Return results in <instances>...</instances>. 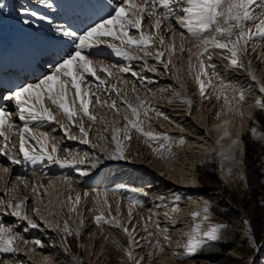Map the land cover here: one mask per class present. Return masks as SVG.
I'll use <instances>...</instances> for the list:
<instances>
[{
    "label": "snow or ice",
    "instance_id": "1",
    "mask_svg": "<svg viewBox=\"0 0 264 264\" xmlns=\"http://www.w3.org/2000/svg\"><path fill=\"white\" fill-rule=\"evenodd\" d=\"M39 4L52 7L49 0H39ZM107 7V5H106ZM19 14L22 16L38 17L39 12L30 8L21 7ZM40 19L47 17L39 16ZM148 19L151 24L144 28V21ZM181 31V42L179 48L175 41L174 23ZM24 23H29L25 20ZM167 28L164 29V25ZM61 37L70 38L71 50L64 56L56 60L51 70L47 74H42L34 82L24 83L10 91L6 96H0V101H11L16 106L17 117L22 121V127L15 129L13 124V114L5 106H0V155L7 156V159L14 164L22 162H50L61 167L73 168L80 176H88L89 170L78 167L89 159L88 153L73 154L65 148V155L60 152V141L48 131L42 130L48 124H59L64 136L68 140L79 141L81 144H89L90 126L86 127L85 121L95 122L97 117L90 111L93 101L100 107H108L119 115L123 106L124 115L113 126L111 143L114 148L111 152L105 150V156L111 160H126L127 142L132 139V132L138 133L144 138V142L153 147V152L158 156H163L167 152L173 155L171 142L173 138L167 133H156L146 131L145 121H150V112H155L157 116L168 120L165 114L155 109L151 102L142 99L133 85L131 92L133 99L129 100L128 91L120 87L127 84L124 74H130L141 83V87H147L149 78L133 70L131 63L116 68L115 65H105L101 61H94L91 58V50L101 45L106 46L116 57L124 58L126 61H141L142 70L159 74L161 66L165 72L170 67L175 68L173 57L188 52L189 74L198 86L199 94L203 99H211L206 95L207 89L212 88L216 93V99L223 98L224 108L228 112H235L243 116L241 105L245 102L247 91L237 88L231 82H226L220 77L216 70V64L212 63L213 53H217L223 60L227 61V67L243 69L245 64L243 58L251 52H255L257 42L264 44V0H119L115 7H110L107 16L101 17L98 22H94L82 32H77L71 27L57 28ZM165 31L170 34L171 43H166ZM185 32L192 40L196 41V52L186 49L184 46ZM149 59L155 63L149 65ZM195 60V63L193 62ZM248 71L250 78L258 86L260 94H264V83L251 70V61H248ZM213 79L219 81L218 85H213ZM150 91V89H147ZM164 91V90H161ZM231 93V95H229ZM115 95L116 99H111ZM178 98L186 102L189 107L192 101L188 97ZM107 97L102 99L101 97ZM171 102V101H169ZM250 108L264 110V99L258 97L254 103L248 105ZM224 109H222L223 112ZM57 113L64 117L65 122L61 123L57 119ZM221 113H217L216 118H220ZM228 121L223 125H217L221 130L215 147L212 149L217 157L219 170L224 173L225 178L233 176L240 180H246L241 172L243 147L239 137L231 139V132L228 128ZM149 127L151 125L149 124ZM76 129L79 135H73ZM55 131V129H53ZM250 134L257 140L264 141V133H259L253 127ZM13 136L19 138V148L16 154H9V143ZM231 139L230 144L225 147L222 141ZM179 144L185 143L181 138ZM93 144V147H98ZM240 153V155H237ZM100 162L96 157L91 167L94 169ZM8 171L7 168L4 169ZM67 179V178H66ZM71 182L69 181V187ZM39 187L43 188V185ZM33 191H36L34 188ZM45 194L47 191L45 189ZM89 195L84 193V197ZM146 195V194H145ZM82 197L77 193L74 197H67L69 213H76L81 204ZM158 199L164 200L161 196ZM181 197L174 195L175 201H180ZM95 211L98 213L93 217L94 223L103 228L105 225L122 229L128 237V245L125 248V255L130 264H142L143 257L139 259L134 255L137 247H142L140 240H148L155 234L148 230L145 222L144 231L147 237L136 239V224L132 223V206L140 204L138 200L130 201L127 221L120 219L121 211L117 203L115 214L107 198V192L96 193L94 197ZM178 205L165 213L166 219L172 220L170 213L179 212ZM89 211H92L90 209ZM33 215L39 216L40 209L32 208ZM107 212V215L105 214ZM12 216L21 221H26L30 228H37L29 216L28 198L16 200L15 197L7 201L0 200V253H17L22 249L18 243H22L24 251L29 245L43 247L41 240H28L20 231L3 222V216ZM52 215H55L52 213ZM151 217H149V220ZM192 224L184 232V242L179 245L183 249V255L191 257L197 254L209 242L217 241L225 225L212 224L210 216V205L207 201L201 210L191 213ZM173 225L175 221L172 220ZM84 219L80 218V226L83 227ZM131 225V227H129ZM29 227H25L23 232H28ZM156 228L160 226L157 223ZM55 229L62 233L61 241L64 251H68L67 237L76 235L79 237L80 231L71 229L67 220L58 221ZM165 241L170 242L171 237L167 235L168 229L160 230ZM255 249V240H251ZM155 247L163 251L159 239ZM33 251L35 248L32 249ZM151 255V253H149ZM254 264V260H250Z\"/></svg>",
    "mask_w": 264,
    "mask_h": 264
},
{
    "label": "bare ground",
    "instance_id": "2",
    "mask_svg": "<svg viewBox=\"0 0 264 264\" xmlns=\"http://www.w3.org/2000/svg\"><path fill=\"white\" fill-rule=\"evenodd\" d=\"M118 2L119 0H49V3L52 4V7L49 8L46 5L39 4V0H0V65H2V58H7V56L11 54V49H22V51L27 52L26 57L31 61V63H27L26 65L17 64V67L14 69L16 74L15 76H11L10 79L18 82L19 85L34 82L42 74H47L51 70L53 63L71 50V48L66 46L69 43L68 41L70 38L61 37L59 32L56 31L57 28L71 27L77 32H82L94 22H98L101 17L107 16L109 8L115 7ZM21 7L36 10L39 12V16L47 17V19L42 20L39 16H22L19 14V9ZM25 20L29 21V23H24ZM173 23L175 41L177 48H179L182 29H180L179 26H176L175 22ZM150 24L151 21L146 19L144 21V28L147 29ZM166 28L167 24L164 25V29ZM164 34L166 43H171L170 34L166 31ZM45 37H47L48 40L50 39V42L52 41L51 45L46 44ZM61 42H65L66 45ZM183 42L186 49L190 48L193 52L197 51L195 47L196 41L192 40L186 32ZM52 43H55V45L53 46ZM218 52L219 50H217V53ZM91 53V58L94 61H101L105 65H115L116 68L131 63L133 70L140 72L141 75L146 73V71L142 70L141 61L129 62L124 58L116 57L106 46L101 45L94 48L91 50ZM217 53H213L212 63L216 64V70L220 73V77H222L224 81L231 82L232 85L240 88L239 82L236 81V79H233L232 76H229L230 67L226 66L227 61L223 60ZM188 57L189 54L187 51H185L182 55L178 54L173 57L175 68L170 67L168 72H165L161 66L157 65L159 68V74L151 72L144 74V76L149 78V81L154 83L153 85L151 84V86L147 84V89H150V91H148L145 87V89H139L135 83L132 84L134 81L130 80L137 79L132 77L130 74H124V79L127 80L128 83L122 84L120 87L128 91L127 98L132 100L133 94L131 89L133 85H135L137 94L142 99L149 100L152 106L161 113L165 111L163 110L161 104H170L173 101H182L177 97V93L180 94V97L190 98L192 103H195L194 98L197 97L196 99L198 100V104L195 118L198 120L200 128L203 132H205V137H209V143L203 144V153H188L184 148L179 149L177 145L178 140H176L175 148L180 151L181 155L178 157V163L176 165H168L161 160L165 158L164 154L161 157L153 152L152 149L157 146L156 144L149 146V144L144 142L143 137L133 131L131 134L132 139L127 142L126 156L128 159H108L105 156V150L111 152L114 148V145L111 143L113 126L116 121H119L124 115L122 105H118L121 108V111L119 115H116L108 107H100L93 101L90 111H92L94 115H98V113L101 115L98 121L96 120V123L85 121L86 127L90 126L88 138L91 143L89 144H81L78 140H68L64 136L63 131L60 129L59 124H48L43 126L42 130L52 133L60 141V156L63 157L65 155V148L69 149L73 154H82L85 152L89 154V159L85 162V164L78 165V167L83 169H87L90 165V169L88 168L89 175L80 176L73 168L61 167L47 161L36 162L35 164L30 162L14 164L7 159V156L0 155V200L7 201L13 197H15L16 200H20L27 197L29 216L35 223L38 224V227L30 228L26 221H21L10 215L3 216V222L7 225L13 226L14 230L20 231L26 239H38L41 240L44 245L43 247L29 245L28 250L24 251L23 249L25 246L22 243H18V247L22 250L17 253H0V264H60L61 259H64L66 254L74 258L75 264H93V261H90L89 259V261H86L75 254L70 245L69 236L67 237L68 251H64V245L61 241L62 233L55 229V225L58 221L67 220L71 229L73 231L79 229L81 234V232L85 229L86 220H92V224H94L92 215L95 216L98 214L95 211L96 205L94 204V197L97 192L101 194L107 192V198L112 206L113 214H115V208L118 203L121 211L120 219L122 221H127L130 198L127 197L124 199L123 197V200L121 199V190L124 188L123 183L118 184L114 188H108L107 186H92V188L90 187L85 189L81 182L91 184L90 182L93 180L103 181L106 177V173L111 172V169L114 171L120 169L115 167L116 165L120 166L122 164L125 167L127 166L126 164H128L132 166L130 169H132L133 166L136 167L131 162L135 155H137V157L140 156V152H138V149L135 147L136 145L139 147L142 145L146 148L145 150L147 153L145 155L148 156L147 158L152 159L151 163L149 162L148 165L154 166L158 174H148L147 172L150 170L148 169L147 172L142 173L138 178L131 175L129 178L131 177L133 181H130L131 178L128 179V183H125L128 185L126 188L130 191V194H132V198L134 199L140 198L144 201V203L148 200H152V203H159L157 205L152 204V207H148L149 209H146L145 211L132 206V214H134V212H139L137 216L140 217L143 224L145 220L149 221L152 228H154V231L157 233L156 236L159 241L164 244L165 248L167 247L166 254L160 258L158 264H174L177 262L176 256L178 253L183 252V249L180 246V249L178 250L176 247L173 248L174 245H178V242L172 241L174 237L172 234L170 235V233L167 232V235L171 237L170 242L163 239V235L160 230L164 229V226L159 225L160 228H156V224L160 219L158 215V207L162 204V206H164V209L160 210L159 214L169 212V209L166 210L165 208V201L158 198L161 196L172 197L174 195L159 192L160 190L151 191L149 187L153 185V179L149 181L146 186L142 185L141 180L147 178L150 179V176H152L151 178L156 177V179L159 180L163 179L162 176L167 174L170 178L181 181L183 184L185 183L190 186H195V184L199 185L194 191L195 194H192V197L186 199L183 209L179 212L180 218L182 220L184 219V221L186 220L185 223H187L183 227L185 229L182 231V234L178 236V238L181 239L179 241L182 244L184 242V232H186L188 226L192 224L191 213L201 210L205 202V200L198 197L196 193L198 192V189H205L208 187V182L205 181L207 164L203 163V161L212 154V149L216 146L215 142L221 131L218 130L216 126L223 125L224 121L229 122L227 126L231 132V139L239 137L242 141L243 161L244 157L249 158L248 147L251 143L250 129L255 127L259 133H264V130L258 126V120L264 124V111L257 113V108H250L248 106L249 104L254 103L258 97L264 99V94L259 93L258 86L251 80L248 71V61L250 60L251 70L259 78L260 82L264 83V44L257 42L256 51L251 52V49H249V54L245 55L243 58L245 68H236V70L247 76L246 79H248L249 83L251 82L254 84V87H252V93L247 92L248 94L251 93V95L246 94L245 102L240 106L243 116L238 115L235 112H228L227 109L224 108L223 98L217 100L216 93L212 88L207 89L206 95L211 96V99L209 100H211L210 102H214L213 105L211 104L210 107H208V105L206 106L203 104V102L208 99H203L200 96L198 86L189 74V66L187 63ZM193 62L195 63V60H193ZM148 63L151 65L155 63V61L149 59ZM34 69L36 70L33 71ZM212 83L215 86L218 85L219 81L217 79H213ZM14 89L15 88L13 87L10 89L5 88L4 91L9 93ZM229 95H231V93H229ZM101 98L105 99L107 97L102 96ZM111 99H116L115 95H113ZM186 105L189 110L191 107H189L187 103ZM0 106H5L12 112V122L15 125L14 130H18L22 127L23 122L18 119L16 106L13 102H2L0 103ZM222 109H224L223 112ZM152 113L155 114V112H150V114ZM217 113H221L219 119L216 118ZM57 119L61 123L65 122L64 117L59 113H57ZM157 119L162 121L163 117L160 119L157 117ZM148 122L149 121H145L147 124ZM171 126H177V128L179 127L178 124ZM53 129H55V131H53ZM72 134L79 135L76 129H73ZM231 139L226 138L222 141L225 147L230 144ZM2 142V138H0V144H2ZM97 142H99L100 146L93 147V144H97ZM131 146L132 148H130ZM18 148L19 138L18 136H13L9 143V154H16ZM237 155H240V153H237ZM96 157L100 158V162L93 169L91 165ZM198 162H202L203 164L198 166ZM111 165L113 167H111ZM244 166L245 165L243 163L240 170L246 177ZM5 168L8 169L7 172L4 171ZM132 170L129 172L125 171V173L129 175L132 172H136L135 175H139L136 169ZM69 181L71 182L70 187ZM40 185H43L44 187L41 188L39 187ZM216 187L217 190H219V193H221L220 196L222 199L227 202V205L234 206L235 204H240L239 206L243 207L246 204L243 197L238 198L233 194L230 195L229 193H224L223 188L219 185ZM262 187V196L264 199V186ZM34 188L36 191H33ZM45 189L47 194H45ZM85 192L89 193L87 197H84ZM77 193L84 197L81 204L77 208V212L80 214L79 216L76 213H69L67 206V197L69 195L74 197ZM32 208H39L40 215H33L31 212ZM90 209H92V211H89ZM52 213L55 215H52ZM240 213L247 220L251 219V215L248 210L242 208ZM105 214L107 215V212ZM81 217L84 219L83 227L80 226ZM149 217H151L150 220ZM210 222L212 224H216L213 220ZM25 227H29L28 232H23L22 229ZM94 227L102 233L99 237L100 241L98 249L95 251V258L98 259V257L100 258L101 256L107 257L109 255L108 250L110 247L113 249L121 247L123 252L122 256H126L125 248L127 245L123 244V239L126 238L128 241V237L122 229L109 226V231H107L105 228L98 227L97 225H94ZM129 227H131V225H129ZM95 233H97V231L93 232V235H95ZM87 238L90 239L91 243L94 241V238H91V236H86V239ZM33 248H35L34 251L32 250Z\"/></svg>",
    "mask_w": 264,
    "mask_h": 264
},
{
    "label": "rangeland",
    "instance_id": "3",
    "mask_svg": "<svg viewBox=\"0 0 264 264\" xmlns=\"http://www.w3.org/2000/svg\"><path fill=\"white\" fill-rule=\"evenodd\" d=\"M237 71L238 70H236V68H230L229 76H232L233 79H236V81L239 82L240 88L245 90L248 88L246 91L252 93V87H254V84L251 82L249 83L248 79H246L247 76L243 75L244 73ZM146 73H143V75ZM130 81H134L132 84L135 83L139 89H145L144 87H141L140 81ZM149 82L147 83L149 86L154 84ZM251 93L247 95H251ZM196 98L197 97L194 98L195 103H192L189 110L187 109L186 102L184 101H173L170 104H161L163 110H165L163 114L169 117V119H162V121H159L157 117L160 119L162 118L161 116L149 113L150 121L148 124L144 123L143 125L146 131L151 130L156 133H167L173 138L171 142L173 155L169 156L167 152H164L165 158L161 159L168 165H176L178 163V157L181 155L180 151L176 150L175 148L176 140L179 141L181 138L184 139L185 143H177V145L179 149L184 148L188 153L191 152L201 154L203 153V144L209 143V137H205V132H203V130L200 128V124L195 118L198 104V100ZM210 101L211 100L208 99L204 101L203 104L210 107V105H213L214 103ZM263 111L264 110L258 109L257 113ZM100 115L101 114L99 113L98 115L95 114L97 121ZM97 121H95V123ZM149 124L151 127H149ZM175 124H178L179 127L177 128V126H171ZM258 126L264 130V124L259 120ZM135 147L138 149V152H140V156L137 157V155H135L131 162L136 166H133L132 169L137 170L139 173L138 176L135 175L136 172H132L129 175L125 173V171L129 172L132 170L130 169V167H132L131 165L126 164L127 166L125 167L122 164L120 166L116 165L115 167L120 169L117 171L111 169V172L106 173L105 179H101L103 181L93 180L90 182L91 184H88L87 182H81V184L84 185L83 187L85 189L90 187L92 188V186H107L108 188H114L118 184L123 183L124 188L121 190L122 200L123 197L124 199L128 197L130 198V201H140V204L135 207L140 208L142 211L151 208L152 204L157 205L159 202L152 203V200H148L144 203V201H142L140 198H132V194H130V191H128L126 188L128 185L125 183H128V179L131 178H129V176L131 175L138 178L142 173L147 172L148 169H150L147 172L148 174H158L154 166L148 165L149 162L151 163L152 159L147 158L148 156L145 155L147 153L145 150L146 148L142 145L140 147L136 145ZM130 148H132V146ZM248 148L249 158L244 157V171L246 173V180H240L237 177H232L231 179L225 178L224 173L219 170L218 160L215 154L212 152L211 155L208 157L206 156L207 158L203 161V163L207 164L205 181L208 182V187L205 189H198L196 194L198 197H201L209 203L211 220H213L216 224H222L226 227L222 229L220 238L217 241L209 242L194 256L186 257L183 255V252L178 253L176 256L177 262L174 264H250V260H254V264H264V199L262 196V186H264V141L257 140L251 136V143ZM203 163L198 162L197 164L200 166ZM89 167L90 165L87 167V169ZM111 167L113 166L111 165ZM151 177L152 176H150V179L147 178L148 180H141L142 185L146 186L148 182L153 179V185L149 187L151 191L160 190L159 192L168 193L170 195H178L181 197L180 201L178 202L174 200V196L165 197L164 205L166 210L169 209V212L171 208L176 207L177 205L180 209V212L186 203V199L192 197V194H195V189H197L199 186L197 184H195V186H190L185 183L183 184L181 181L170 178L167 176V174L162 176L163 179L159 180H157L156 177ZM130 181H133V179L131 178ZM217 185L223 188L224 193L226 192L230 195L233 194L238 198L243 197L246 201V204L243 207H240V204H235L234 206L227 205V202L224 201L220 196L221 193H219V190H217ZM162 205L158 207V215L160 217V219L158 218V224L160 223L159 225L167 228L168 233L174 236L172 241H177L178 245H174L173 248L176 247L178 250L180 249L179 245H181V242L179 241L181 239H179L178 236L181 235L182 231L185 229L183 227L187 224L185 223L186 220L184 221V219L182 220L180 218L179 212L170 213L172 220L175 221V225H173L172 220L166 219L165 214H159L160 210L164 209V206ZM242 208L250 212V220L244 218V216L240 213ZM138 213L139 212H134V214H132V223L135 222L134 224L137 226L136 239L140 240V237L148 236V233L144 231L145 222H147L148 230L155 235L149 238L151 239V243H148V240H140V244L143 246L135 248L134 255L137 259L140 257L144 258L142 264H158L160 258L166 254L167 247L165 248L161 241L160 245L163 247V251L161 252L155 247L156 241L158 239L156 236L157 233L154 231V228H152V225L149 223V221L145 220L144 224L141 222L142 220L137 216ZM92 217L94 216L92 215ZM94 225L96 224H92V220H86L85 229L83 230L84 232L82 231L79 237L76 235L69 236L70 245L75 254L86 261H93V264H130L127 257L122 256L123 252L121 247L114 249L110 247L108 250L109 255L107 257L101 256L100 258L98 257V259L95 258V251L98 249V244L100 241L99 237L102 233L97 230ZM103 228L109 231L108 225H105ZM95 231H97V233L93 235V232ZM86 236H91V238H94V241L91 243L90 239H86ZM252 239L255 240V249L251 243ZM123 244L128 245L126 238L123 239ZM149 253H151V255H149ZM60 264H75V261L72 256L66 254L65 258L61 259Z\"/></svg>",
    "mask_w": 264,
    "mask_h": 264
}]
</instances>
